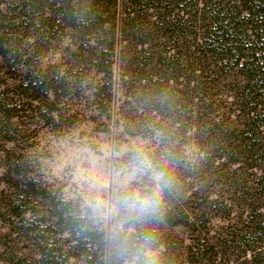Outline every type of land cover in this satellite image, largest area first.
<instances>
[{
  "label": "trees",
  "instance_id": "obj_1",
  "mask_svg": "<svg viewBox=\"0 0 264 264\" xmlns=\"http://www.w3.org/2000/svg\"><path fill=\"white\" fill-rule=\"evenodd\" d=\"M35 2L0 0V264H62L48 242L37 250L42 232L36 206L48 198L47 190L30 170L29 153H10L6 147L18 142L9 125L21 118L17 112L23 108L17 104H26L35 93L28 64L22 62L28 54L27 11ZM50 6L65 15L68 28L85 35L87 61L109 82L118 56L121 65L137 62L145 70L163 72V83L152 72L141 77L138 92L144 96L146 89L164 85L155 93L157 102L165 101L174 111L163 126L165 117H136L139 127L150 126L153 135H162L157 156L165 158L170 150V129L181 131L199 149L189 169L214 153L215 160L237 165L236 171L251 170L250 189L264 193V0H56ZM16 65L25 66L23 75H16L21 71ZM9 72L15 73L13 84L19 90L12 97L5 80ZM174 180L163 192L165 221L198 227L200 215L191 205L195 192L175 191ZM59 210L56 219L75 236L72 249L85 258L84 264H99L92 246L95 240L103 243V232L84 217L72 219ZM240 220L246 244L247 234H259L258 244L243 250V264H264V198ZM197 232L186 247L188 264L209 260L206 234Z\"/></svg>",
  "mask_w": 264,
  "mask_h": 264
},
{
  "label": "rangeland",
  "instance_id": "obj_2",
  "mask_svg": "<svg viewBox=\"0 0 264 264\" xmlns=\"http://www.w3.org/2000/svg\"><path fill=\"white\" fill-rule=\"evenodd\" d=\"M7 1L16 3L18 0ZM55 1L36 0L28 8V54L23 56L22 62L28 64L26 68L35 93L32 100H25L26 104H17L23 108L17 112L21 118H17L16 125L12 122L9 125L18 142L6 144L10 153L21 150L29 153L30 170L47 190L48 198L36 206L37 225L42 232L36 240L37 250L41 251L46 241L52 252L59 256L58 262L84 264L85 258L72 249L75 244L72 230L55 217L61 208L66 212L65 217H84L95 229L103 232V243L95 240L92 246L99 264H123L110 254L104 243V230L95 222L90 210L84 207L86 198L99 196L110 200L116 194L113 192L115 186L90 188L81 178V173L88 174L90 158L104 157L106 147L110 151L103 160L104 171L126 166L133 151L142 149L154 164L175 173L172 177L178 184L175 191L191 189L195 192L191 205L201 220L198 227L171 225L165 221L163 201L156 215L133 225L134 243L154 252L157 264H188L186 247L200 229L201 236L206 234L209 244L206 264H243V250L255 247L259 234H245V240H250L246 244L241 236L243 227L240 219H244L249 207L257 204V199L264 198L261 189H250L251 170L246 173L245 169L236 171L237 165L230 166L226 160H215L212 157L214 153L189 169L187 165L193 162L199 149L191 135L183 136L175 129H170L174 133L167 156H157L155 151L162 135H153L150 126L139 127L136 117L142 115L143 119H149L157 115L156 121L165 117L161 123L163 126L174 111L165 101L157 102L155 93L157 89L162 91L164 85L146 89L148 94L144 96L138 92L141 77H149L153 73L155 81L160 78V83H163V72L145 70L137 62L121 65L118 56L113 58V78L109 82L87 61L86 42L82 40L85 35L68 28L65 15L57 11L56 6L51 8L50 4ZM14 67L21 69L16 75H23L24 65ZM14 75L9 72L5 79L10 97L19 92L13 84ZM122 75H125L123 80ZM142 122L145 123L144 120ZM164 159L168 161L162 162ZM183 178L185 184L182 183ZM146 185L147 179L144 178L132 187L144 189ZM35 257L41 259L38 253Z\"/></svg>",
  "mask_w": 264,
  "mask_h": 264
},
{
  "label": "clouds",
  "instance_id": "obj_3",
  "mask_svg": "<svg viewBox=\"0 0 264 264\" xmlns=\"http://www.w3.org/2000/svg\"><path fill=\"white\" fill-rule=\"evenodd\" d=\"M109 149H104V157L92 156L88 174L81 173L90 188H103L114 185L116 193L110 200L99 196L86 198L84 207L90 210L95 222L104 230V243L110 254L123 264H157L155 253L134 243L133 225L150 216L156 215L162 206L163 192L173 185V178L154 164L142 149L133 151L130 162L119 169L104 171L103 160L108 157ZM144 178V189L134 188Z\"/></svg>",
  "mask_w": 264,
  "mask_h": 264
}]
</instances>
